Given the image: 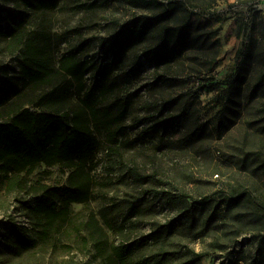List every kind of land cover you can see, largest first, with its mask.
<instances>
[{
  "label": "rangeland",
  "instance_id": "1",
  "mask_svg": "<svg viewBox=\"0 0 264 264\" xmlns=\"http://www.w3.org/2000/svg\"><path fill=\"white\" fill-rule=\"evenodd\" d=\"M252 1L257 0H219L213 7L214 36L221 42L219 62L210 73L214 79L174 66L167 82L156 83V68L139 58L141 46L122 54L110 75L111 87L97 102L115 112V98L130 105L120 121L125 128L117 136L120 154L108 152L100 133L91 199L71 204L64 223L47 225L34 211L43 193L30 188L8 192L0 174V264H111L112 250L100 255L98 237L132 245L135 256L166 247L184 258L193 248L207 253L199 264L264 262V85L254 86L264 41L257 39L249 58L241 54L251 39ZM258 2L264 17V0ZM0 6V122L7 118L4 102L14 91L10 85L22 87L21 51L10 49L6 28L25 20L33 36H49L55 68L65 53L79 54L89 62L86 85L92 87L113 58L117 29L142 13L125 0H52L42 8L0 0ZM237 47L241 50L229 61L224 48L228 53ZM236 70L247 79H237L228 89L223 82ZM25 106L36 109L28 102ZM27 180L30 186L56 188V207L61 208L68 185L61 165L40 164ZM186 194L199 216L197 229L184 224L163 243L138 246L152 224L181 212ZM136 206L146 212L130 217ZM24 236L30 245L23 243Z\"/></svg>",
  "mask_w": 264,
  "mask_h": 264
},
{
  "label": "trees",
  "instance_id": "2",
  "mask_svg": "<svg viewBox=\"0 0 264 264\" xmlns=\"http://www.w3.org/2000/svg\"><path fill=\"white\" fill-rule=\"evenodd\" d=\"M21 1L28 7L42 8L52 4V0ZM218 1L125 0L129 6L142 13L135 14L115 32L113 58L98 76L103 80L108 79L101 81L96 78L99 87L97 84L92 87L86 85L89 62L79 54L65 53L58 68H55L49 36H33L25 20L19 21L15 27L6 28L10 49L20 50L22 57V87L18 86V82L10 85L14 91L8 94V100L4 102L7 118L0 122V174L6 180V190L11 192L30 188L43 193L34 211L41 214L49 226L64 223L70 215L71 204L87 203L94 186L92 172L99 165L94 156L100 142L99 134H105L109 143L108 152L120 154L117 136L125 129L120 121L128 113L130 105L121 98H115L113 106L119 109L115 112L108 106H99L97 102L99 95L111 87L110 75L123 61L122 54L141 46L139 58L144 56V61L156 68V83L167 82L174 66L199 76L207 74L214 79L210 73H214L219 62L221 42L214 36L217 33L212 24V10ZM2 11L4 8L0 6V13ZM251 19V39L241 52L246 58L256 50L258 38L264 41V17L260 15L259 9L251 8ZM260 58L263 65L254 82L256 88L264 85V50L260 52ZM238 61H242V56ZM239 75V70L229 72L223 83L229 89L237 79H247ZM74 96L77 97V103L73 102ZM26 102L36 109L25 106ZM2 116L5 118L4 114ZM217 152L222 154L220 149ZM40 164L61 165L68 172V185L59 209L55 202L56 188L47 184L29 185L27 175L32 174ZM188 197L186 194L182 198L185 205L175 218L152 224L151 230L143 235L138 246L163 243L184 224L190 231H195L200 220L195 208L188 205ZM248 200L255 202L252 198ZM205 202L206 198L200 201L202 204ZM145 212L144 207L136 206L130 209L129 215L133 217ZM99 230L102 233V228ZM97 240L100 255L106 256L108 254L105 252L109 248L112 250L111 264H199L207 255L206 252L188 248L186 256L178 258L175 251L161 247L156 252L135 256L130 254L132 245L109 242L108 238L98 237ZM28 242L30 245L31 239L24 236L23 243L28 245ZM228 264H240V260L235 259Z\"/></svg>",
  "mask_w": 264,
  "mask_h": 264
},
{
  "label": "crops",
  "instance_id": "3",
  "mask_svg": "<svg viewBox=\"0 0 264 264\" xmlns=\"http://www.w3.org/2000/svg\"><path fill=\"white\" fill-rule=\"evenodd\" d=\"M224 50H225L226 54L228 55V60L229 61H232V58L235 57V55H237L239 53V51L241 50V48L240 47H237L235 49H230L228 51V53H227V48L226 49L224 48Z\"/></svg>",
  "mask_w": 264,
  "mask_h": 264
},
{
  "label": "built area",
  "instance_id": "4",
  "mask_svg": "<svg viewBox=\"0 0 264 264\" xmlns=\"http://www.w3.org/2000/svg\"><path fill=\"white\" fill-rule=\"evenodd\" d=\"M261 5L259 4L258 0L257 1H252L250 2V4L248 5L249 8H254V9H258Z\"/></svg>",
  "mask_w": 264,
  "mask_h": 264
}]
</instances>
